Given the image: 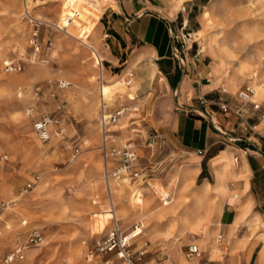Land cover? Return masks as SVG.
Wrapping results in <instances>:
<instances>
[{
    "label": "rangeland",
    "instance_id": "obj_1",
    "mask_svg": "<svg viewBox=\"0 0 264 264\" xmlns=\"http://www.w3.org/2000/svg\"><path fill=\"white\" fill-rule=\"evenodd\" d=\"M157 1L164 12L177 16V22L183 14H188L185 30L196 33L195 45L204 54L205 62L217 72L216 81L234 99L239 89L251 86L256 89L252 101L264 105V0ZM67 2L59 0L58 16L47 18L56 22L59 29L43 28L45 39L51 36L53 40L48 61L32 63V29L25 17L24 0H0V199L13 201L8 208L10 212L7 210L0 221V264H5L2 262L4 255L15 246L17 239L25 237L31 226L43 230L42 245L29 248L25 260L12 264H104L110 256L98 255L91 261L86 260L88 249L110 228L99 151L97 70L93 67L96 57L82 44L84 41L92 43L91 26L96 17L78 11L72 21L76 26L73 29L70 25L62 27L65 17H59L61 3L63 6ZM41 3V0H27L35 17L46 18L40 10L44 6ZM206 13L210 14L208 19ZM66 14L72 16L73 12L67 10ZM82 30L88 35L85 40L71 37V34L79 37ZM11 59L23 60L25 69L20 73H6L4 61ZM62 78L71 83L68 88L58 86L57 81ZM118 79L105 86L115 93H123L125 98L117 95L108 105L114 108L128 105L131 109L112 125L116 129L112 140L118 146L133 141L145 162L147 143L144 139L151 131L144 133L141 126L149 116L142 118L138 110H133V106L138 105L128 100H135L131 97L136 98L137 92ZM38 87H41L39 97L35 95ZM29 109H32L31 114H28ZM45 113L61 120L62 124H54L53 131L57 132L60 125L65 129L63 134H54L48 142L42 141L33 128L35 120ZM76 148L79 152L73 158ZM178 170V162L168 161L165 172L158 175L160 180L152 182L165 186L166 193H173V204L179 200L183 205L190 200L187 192L176 195L175 185L181 182V178L175 181ZM35 173L40 179L25 191ZM208 181L212 184L211 179ZM203 182L207 181L198 180L193 186ZM137 187L147 200L138 201L140 192L127 188L120 201L115 190L113 194L114 207L118 217H122L120 230L131 232L134 225L139 227L138 232H131L136 236L131 240L130 249L143 247L147 250L136 264H168L170 260L177 264V250L190 261L185 257L186 245L198 243L202 248L196 239L207 234L208 226L216 218L215 197L211 190L205 197L211 213L203 230L196 233L180 223L183 210L191 203L186 204L182 212H171L167 209L173 204L163 206L162 195L155 193L154 188L142 190L145 184ZM24 219L29 222L27 226L22 225ZM187 238L186 244L181 242ZM114 264L123 263L116 260Z\"/></svg>",
    "mask_w": 264,
    "mask_h": 264
},
{
    "label": "crops",
    "instance_id": "obj_2",
    "mask_svg": "<svg viewBox=\"0 0 264 264\" xmlns=\"http://www.w3.org/2000/svg\"><path fill=\"white\" fill-rule=\"evenodd\" d=\"M41 1L44 6L40 10L46 18H56L59 0ZM64 1L69 2L63 6L64 2L61 3L60 19L62 7L63 17L67 16V10L73 12L74 9L96 17L91 26L90 53L102 61L103 84H111L118 78L125 81L129 72L132 73L129 85H134L137 97L129 95L135 100L129 99L128 102L138 105L133 106V110H138L142 118L149 116L141 128L144 133L151 131L144 139L147 143L145 162L138 155L133 142L138 167L149 169L150 180H160L158 175L165 172L166 163L172 160L178 162L175 181L179 182L181 178V182L175 185L176 195L187 192L190 201L181 205L177 200L173 204V193L169 192L172 194L169 204L173 205L167 210L182 212L186 204H192L195 192L204 197L201 210L210 211L211 206L205 201L208 190L215 197L216 218L208 226L207 234L196 239L202 244L201 248L196 243L202 251L201 259L185 260L186 264H200L206 260L207 264H264V105L258 104L255 108L252 104L240 106L236 98L216 81L217 72L205 62L204 54L195 44L190 48L178 49L179 53H175L177 45L172 41L168 27L177 16L164 12L157 0ZM69 25L71 29L76 26L74 22L64 19V26ZM79 35L80 40L88 38L85 30ZM93 67L97 70L95 64ZM98 76L99 70L95 78L97 106L100 101ZM222 89L225 90L224 99L232 109L240 106L247 118V126L238 116L232 112H222L215 104L198 103L197 98L202 94L210 101ZM108 106L109 111L126 108L119 118L131 109L128 105L116 108ZM111 130L113 135L116 129L112 127ZM112 142L116 145L114 140ZM116 142L120 144L121 141ZM244 149L247 150L246 154L242 153ZM197 151H202V155ZM235 155L238 156L236 163L232 161ZM192 171L195 173L192 174ZM210 179L212 184L208 181ZM198 180L207 182L194 187L193 183ZM204 186H208L207 191L203 190ZM126 188L140 192L138 201L147 200L137 185L129 184L123 185L119 201L125 196ZM153 188L155 193L166 195L165 186L160 183L155 182ZM0 221H3L2 217ZM206 223L207 219L203 227ZM28 224L27 220L22 225ZM6 226L10 228L9 224ZM33 227L38 226H31L27 231ZM187 240L181 242L186 244ZM177 252L180 256L177 264H181L183 255Z\"/></svg>",
    "mask_w": 264,
    "mask_h": 264
},
{
    "label": "built area",
    "instance_id": "obj_3",
    "mask_svg": "<svg viewBox=\"0 0 264 264\" xmlns=\"http://www.w3.org/2000/svg\"><path fill=\"white\" fill-rule=\"evenodd\" d=\"M185 11V6L182 7V12ZM25 17L27 18L29 24L31 25V35H30V45L34 48V53L32 63L37 60L42 62L48 61V53L52 49L53 40L51 36L45 39L43 28H58L56 22H52L45 17H35L29 8L27 2L25 3ZM78 15V10L73 11L72 16H65L66 22H72L73 18ZM188 21V14L182 16L181 20L177 22V17L170 21L168 31L171 33L172 41L177 45L174 48L175 53H179L178 49L190 48L193 44H196L195 32L185 30L186 24ZM173 24V25H172ZM59 29V28H58ZM105 35L104 37H106ZM45 40V43L43 41ZM88 49L91 50V47L88 46ZM95 58V66L99 70V76L97 78L98 86L100 89V101H99V112H98V124L100 131V157L103 161L102 169V178L104 181L105 194L107 196L108 205L110 213L112 214L110 218V228L106 231L107 233L100 238H98L93 246L88 249L86 256L87 261H91L95 256L98 255H110L105 261L104 264H114L116 260L121 261L123 264H136L141 261L145 256L147 250L143 247L136 248L134 251L130 249L131 240L133 238L131 232H125L120 230L119 219L116 218L114 213V195L112 192V187L114 183L119 181L127 180L129 183L145 184V187L152 189L154 183L150 180L148 176L149 169H141L138 167L137 156L135 152V147L133 141H126L121 146H117L112 142V130L111 127L116 123L117 119L124 112L126 108H119L116 110L109 111V106L107 105V98L103 94L102 85L104 80L101 76L102 74V65L100 58ZM4 71L9 74L20 73L26 67L23 60H6L4 61ZM132 73L129 72L127 79L124 81L126 86H129ZM58 86L61 89L68 88L71 83L62 78L57 81ZM41 87H38L36 96L39 97V92ZM225 90L222 89L221 93L216 96L213 100H208L205 95H201L197 98L200 105L205 104H215L220 110L224 113L232 112L234 115L238 116L245 126L248 125L247 118L244 116V112L240 108L245 104H252L253 107H258L256 102H253L250 98L254 94V90L251 86H245L239 89L236 93V101L240 103L236 109H232L229 102L224 99L223 94ZM60 108H63L60 105ZM32 113V109L28 110V114ZM59 119H56L49 113L42 114L39 118L33 123V128L41 137L42 141L48 142L53 138V134H63L64 128H59L57 132L53 131V126L55 123L59 122ZM78 148L74 150L73 158L78 154ZM242 153L246 154L247 150H242ZM197 154L202 155V151H197ZM234 162L238 161V156H234ZM40 179L38 173L34 174V180L30 181L25 187V191L31 189ZM140 181V182H139ZM161 204L167 206L172 201V194L169 192L165 196L160 198ZM13 204V201L7 199H0V218L6 213L8 208ZM27 220H24L22 224H26ZM136 227L135 225L133 226ZM43 240V230L39 227H33L25 233V237L16 242V246L7 252L4 255L2 262L5 264H12L15 262H20L25 260L27 250L32 246H41ZM146 245V244H144ZM186 258L187 259H201L202 251L196 243L187 244ZM168 264H173L170 260ZM200 264H207L206 261H202Z\"/></svg>",
    "mask_w": 264,
    "mask_h": 264
},
{
    "label": "bare ground",
    "instance_id": "obj_4",
    "mask_svg": "<svg viewBox=\"0 0 264 264\" xmlns=\"http://www.w3.org/2000/svg\"><path fill=\"white\" fill-rule=\"evenodd\" d=\"M209 17H210V14L209 13H206L205 18L208 19ZM62 18H63V7H62ZM63 24H64V21H63ZM62 27H65V26L63 25ZM65 31L67 32V30H65ZM199 34H202V32H199ZM195 35H196V33H195ZM71 37H73V38H75L77 40H80L79 37L77 35H75V34H71ZM195 40H197L196 37H195ZM82 44L85 45L87 48H88V46H91L89 41H84V42H82ZM203 49H204V51H206L205 48H203ZM257 78H256V80H257ZM122 83H124V81ZM254 86L258 88V85L257 84L254 85ZM101 87L103 89V94H105V96H106V98L108 100V103H111V101L114 100V97L117 96V95H118V98H120L121 96H124L123 93H120V92L119 93H115V91L109 90V88H107V86H105V84H103ZM128 87H130L131 89H133L135 91L134 85L131 84ZM252 88L254 90V94L250 98L251 100L254 98V96L256 94V89L254 87H252ZM194 173H195V171H192V174H194ZM121 184L126 185V186L130 184L132 186V184H136V183H132L131 184L127 180L119 181V182L114 183V185L112 187V192L114 194V190H115L116 194L119 197H121L122 189H123V185H121ZM116 185H119V186H116ZM203 190L207 191L208 190V186H204ZM193 193H194L193 194V200H192L193 202L190 205V207L187 206L186 209L183 210L184 212L182 213V215L180 217V223L184 225V228H186L188 230H191L193 232L199 233L202 230L201 228L203 227L206 219H208L207 217L209 216L210 211L209 210H204V211L201 210V208L203 207V204H202V201L203 200L202 199H204V197L203 196H200L199 194H197L195 192H193ZM115 203H116V201H115ZM108 213H109V217L111 218L112 214L110 213L109 208H108ZM114 213H115L116 217L118 219H120L118 217V213H117L116 209H115V212ZM199 214H201V216H199ZM120 220H122V219H120ZM138 230H139V227H135V228H133V230H131V232L132 233L133 232H138ZM132 236H136V235H133L132 234ZM180 261H182L181 264H186L185 263V259L183 257L180 258Z\"/></svg>",
    "mask_w": 264,
    "mask_h": 264
}]
</instances>
